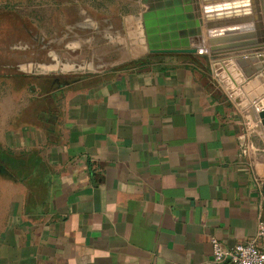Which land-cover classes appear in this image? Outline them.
<instances>
[{"label": "crops", "instance_id": "crops-1", "mask_svg": "<svg viewBox=\"0 0 264 264\" xmlns=\"http://www.w3.org/2000/svg\"><path fill=\"white\" fill-rule=\"evenodd\" d=\"M203 38L207 50L204 28ZM153 56L79 78L0 75V264H214L211 239L225 249L254 239L264 44L208 60Z\"/></svg>", "mask_w": 264, "mask_h": 264}, {"label": "rangeland", "instance_id": "rangeland-1", "mask_svg": "<svg viewBox=\"0 0 264 264\" xmlns=\"http://www.w3.org/2000/svg\"><path fill=\"white\" fill-rule=\"evenodd\" d=\"M145 10L141 0H0V75L25 64L92 68L57 75L65 78L142 68L154 58L142 40Z\"/></svg>", "mask_w": 264, "mask_h": 264}, {"label": "water", "instance_id": "water-1", "mask_svg": "<svg viewBox=\"0 0 264 264\" xmlns=\"http://www.w3.org/2000/svg\"><path fill=\"white\" fill-rule=\"evenodd\" d=\"M192 1L141 0L146 9L141 15L142 40L148 55H198L201 59L208 60L263 47L259 0H200V12L196 11ZM186 6H193L194 12L186 10ZM249 19L254 20L255 24H250ZM203 28L207 50L204 49ZM236 63L241 67L245 65L242 60H237ZM21 66L23 65L17 66V71L32 76L83 72L72 69L63 72L40 69L27 72ZM215 68L218 78L230 92L231 99L240 108L245 107L248 103L240 91L234 92L219 74V66ZM251 101L256 100L252 98ZM257 110L262 111V108L258 107ZM259 116L264 124V113L261 112Z\"/></svg>", "mask_w": 264, "mask_h": 264}, {"label": "built area", "instance_id": "built-area-1", "mask_svg": "<svg viewBox=\"0 0 264 264\" xmlns=\"http://www.w3.org/2000/svg\"><path fill=\"white\" fill-rule=\"evenodd\" d=\"M257 112H259L256 109ZM242 156H246V148L241 149ZM264 242V220L258 223L254 239L237 244L231 249H225L215 239L210 240L212 248V262L221 264L229 261L232 264H264V251L259 244Z\"/></svg>", "mask_w": 264, "mask_h": 264}, {"label": "bare ground", "instance_id": "bare-ground-1", "mask_svg": "<svg viewBox=\"0 0 264 264\" xmlns=\"http://www.w3.org/2000/svg\"><path fill=\"white\" fill-rule=\"evenodd\" d=\"M201 7H202V6H201ZM249 20H250V19H249ZM247 21H248V20H247ZM249 22H250V24H255V23H254V20H252V19H251ZM249 22H247V23H249Z\"/></svg>", "mask_w": 264, "mask_h": 264}, {"label": "trees", "instance_id": "trees-1", "mask_svg": "<svg viewBox=\"0 0 264 264\" xmlns=\"http://www.w3.org/2000/svg\"><path fill=\"white\" fill-rule=\"evenodd\" d=\"M197 60H199V59L196 58V61H197Z\"/></svg>", "mask_w": 264, "mask_h": 264}]
</instances>
